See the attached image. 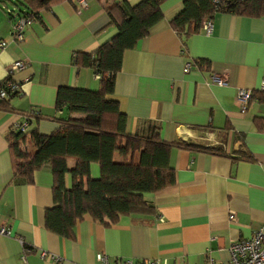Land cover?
Listing matches in <instances>:
<instances>
[{
  "label": "crops",
  "instance_id": "1",
  "mask_svg": "<svg viewBox=\"0 0 264 264\" xmlns=\"http://www.w3.org/2000/svg\"><path fill=\"white\" fill-rule=\"evenodd\" d=\"M82 1L85 6L63 0L41 10L21 41L14 39L5 10L0 13V81L8 77L18 88L9 101L12 109L0 107V227L10 230L0 233V264H98V253L111 262L203 264L210 258L228 264L231 244L264 227V126L257 125L264 119L254 121L264 118V99L258 95L244 110L235 99L238 89L258 92L264 82V17L216 12L211 33L199 29L186 37L169 24L184 0L160 2L162 18L123 52L114 78L112 97L125 115V130L143 137L156 132L163 142L218 145L224 155L173 146L175 183L146 194L154 207L150 218L106 225L84 214L67 238L45 228L52 172H34L31 183L13 178L8 135L25 119L28 129L53 131L54 120L29 121L25 112L37 108L55 115L60 86L98 88L93 69L77 65L73 55L93 51L117 32L104 5L119 0ZM125 1L133 7L143 0ZM198 60L202 67L193 64ZM16 61L24 66L12 69ZM186 62L191 67L185 72ZM113 160L136 163L139 152H115ZM74 165L75 159L67 160L68 169ZM90 169L91 176L99 175L98 165ZM64 184L71 185L69 173Z\"/></svg>",
  "mask_w": 264,
  "mask_h": 264
},
{
  "label": "trees",
  "instance_id": "2",
  "mask_svg": "<svg viewBox=\"0 0 264 264\" xmlns=\"http://www.w3.org/2000/svg\"><path fill=\"white\" fill-rule=\"evenodd\" d=\"M7 1L11 3L10 8L5 7ZM60 1L63 0H0V6L5 8L10 21L22 17L33 22L40 19L41 10ZM161 1L143 0L133 7L125 0L105 4L117 32L93 51H78L73 55L77 65L93 69L98 76V88L60 86L55 98V115H42L37 108L25 112L29 121L32 117L54 120L57 127L53 131L42 133L37 127H27L24 131L14 128L8 135L13 178L31 183L38 170H48L54 176L53 204L44 213L48 231L72 237L75 225L84 214L106 225L127 217L133 221L150 218L154 207L146 194L175 183L174 170L169 165L173 146L224 155L218 145L163 142L156 132L143 137L125 130V115L112 97L114 78L121 68L123 52L133 48L162 18ZM216 12L264 17V0H184L182 9L169 24L178 34L188 37L199 31L203 19L211 18ZM202 62L193 61V64L202 67ZM9 81L8 77L0 81V107L5 110L12 109L10 98L18 91L17 87L8 88ZM258 95L264 99V90L252 91L249 101ZM261 119L264 118L254 121ZM257 125L260 129L264 121ZM28 139L33 143L32 149ZM132 151L139 152L136 163L113 160L115 152L126 156ZM70 158L75 159V165L68 169ZM92 163L98 165L97 177L90 174ZM66 173L71 176L69 188L64 184Z\"/></svg>",
  "mask_w": 264,
  "mask_h": 264
},
{
  "label": "built area",
  "instance_id": "3",
  "mask_svg": "<svg viewBox=\"0 0 264 264\" xmlns=\"http://www.w3.org/2000/svg\"><path fill=\"white\" fill-rule=\"evenodd\" d=\"M81 4L85 6V3L80 0ZM31 22L27 20L26 18H16V20L12 21L11 29H12V35L14 39L17 41L23 40L24 37V28L29 25ZM212 22L211 18H205L201 21L200 29L205 34H209L212 31ZM5 45L4 41H0V48ZM24 66V63L22 61H16L11 66L12 69H18ZM191 67L190 62H186L183 67V71H188ZM213 80L223 85L225 84V78L224 77H218L213 76ZM8 88L15 89L17 87L16 83L13 81H9L7 83ZM261 90H264V82H262ZM252 91L247 89H238L236 92V102L238 105L242 107L244 110L246 105L248 104L250 100ZM3 94V91H1V95ZM27 127V121L26 119L19 125V130L24 131ZM235 216L233 213L229 215V220H234ZM0 233L3 235L10 234V230L6 225H3L0 227ZM230 252V259L228 264H264V227H260L256 229L252 236L248 239H239L235 242H233L229 249ZM98 264H166L164 261L155 259V260H149L146 262H137L132 260H116L114 262H111L109 258L102 253H98L97 256ZM203 264H215L213 260L210 258H207Z\"/></svg>",
  "mask_w": 264,
  "mask_h": 264
},
{
  "label": "rangeland",
  "instance_id": "4",
  "mask_svg": "<svg viewBox=\"0 0 264 264\" xmlns=\"http://www.w3.org/2000/svg\"><path fill=\"white\" fill-rule=\"evenodd\" d=\"M7 5L9 6V5H11V3L9 2V1H7ZM4 10H5V8L3 7V10H2V8H0V13L1 14H3L4 13ZM12 25V24H11ZM214 81V80H213Z\"/></svg>",
  "mask_w": 264,
  "mask_h": 264
}]
</instances>
